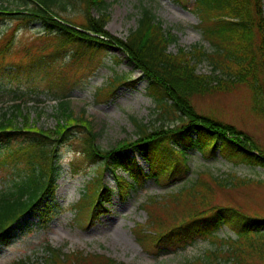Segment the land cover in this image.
<instances>
[{"label": "trees", "instance_id": "16d2710c", "mask_svg": "<svg viewBox=\"0 0 264 264\" xmlns=\"http://www.w3.org/2000/svg\"><path fill=\"white\" fill-rule=\"evenodd\" d=\"M194 2L201 20L198 27L211 51L195 45L189 51L169 52L170 46L177 43V36L164 29L163 23L146 8L142 9L137 27L125 39H116L106 31L110 21L107 0H20L23 9L18 10L0 4V25L16 24L0 37V80H36L48 83L52 91L63 89L71 83L67 76L72 69L77 66L78 73L96 70L102 54L117 46L148 81V94L157 106L155 122L134 118L135 141L124 140L113 150H102L95 144L98 135L93 123L85 118V113L77 117L65 95H61L63 101L56 109L57 126L48 132L31 123L21 104L0 113V247H9L21 229L29 231L34 226L30 218L37 217L40 226L47 227L58 214L59 153L72 140L73 130L83 128L87 132L86 136L80 132L77 139L82 142L83 162L101 164L86 171L93 177L73 206L76 223L82 228H92L109 214L116 195L126 198L142 190L149 180L165 185L189 174L188 152L193 147L204 157H211L220 149V155L229 163L264 168V152L248 134L232 124L197 114L192 104L194 97L244 87L251 97V112L263 118V0ZM96 8L100 12L97 17L92 12ZM70 10H78L83 22L62 16ZM35 25H40L47 37L41 45L26 48L18 63L7 66L3 60L12 52L16 32ZM70 46L77 47L76 52L66 66H61L63 54ZM202 63H209L210 75L197 72ZM81 67L85 68L80 70ZM218 72L221 76H216ZM120 82L118 78L112 80L107 88L98 91L97 97L110 99ZM19 119L23 121L21 128ZM128 150L148 163L147 172ZM71 164L73 168L78 166ZM104 172L112 174L115 187L104 181ZM252 181L235 174L222 179L201 172L176 191L149 197L141 206L148 216L146 222L138 223L132 230L138 245L150 255L159 254L172 247H185L196 234L206 235L212 243L217 239L229 249L227 256L224 249L209 252L210 264H220L222 259L232 264L264 260V241L257 238L264 235L248 236L249 231L261 232L264 220L218 201L219 190H234ZM225 226L236 230V239L219 238L218 232ZM45 252L42 264H118L104 255L83 251L68 254L47 246ZM17 264L38 263L21 260ZM188 264L207 263L198 258Z\"/></svg>", "mask_w": 264, "mask_h": 264}, {"label": "rangeland", "instance_id": "374dc122", "mask_svg": "<svg viewBox=\"0 0 264 264\" xmlns=\"http://www.w3.org/2000/svg\"><path fill=\"white\" fill-rule=\"evenodd\" d=\"M107 2L110 21L106 31L116 39H125L130 31L137 27L142 9L146 8L155 14L157 20L163 22L165 29L177 36L178 41L170 46L169 52L174 54L178 53L179 49L190 50L195 45L210 49L208 42L203 39L202 29L197 27L200 19L194 0H182V3L178 0H107ZM0 4L12 9H23L20 0H0ZM92 12L95 17L100 13L97 8ZM79 13L78 10H70L62 16L73 22L82 23L83 18ZM13 26L16 27V24ZM3 28L4 25H1L0 34L6 30ZM37 28L42 31L40 25H35L21 28L14 35L12 52L3 60L7 66L18 63L25 54L26 48L41 45L40 42L47 36H44L45 33H39ZM76 49L75 46L66 48L63 54L65 58L61 61L64 63H61V66H66L70 62V56L76 52ZM101 59L96 70L92 72L89 69L87 72L78 73L79 69L76 66L67 76L71 83L66 88H58L55 91L50 89L48 83L36 80L21 78L0 80V113L12 110L16 105L21 104L23 111L29 113L31 123L36 125V128L47 132L55 130L56 109L62 101L60 95L64 94L76 116L85 113V118L93 123L95 134L98 135L95 144L102 150H113L124 140L135 141L136 129L133 119L137 118L144 123L155 122L157 119V106L155 99L148 94V81L133 64H130L127 56L117 46L110 47L102 54ZM211 69L209 63H202L198 65L197 72L207 75L211 74ZM85 73V76H81ZM115 78L121 81L116 86L121 85L111 98L108 100L98 98V91L107 88ZM57 91L60 95H57ZM192 104L197 114L211 116L228 125L232 124L240 132L248 134L264 152V116L258 117L251 112V97L244 87L208 93L204 97H194ZM22 122L21 119L18 120L20 128ZM73 132L75 135L72 136V140L62 147L59 153L61 170L56 193L60 208L58 214L52 218V222L47 227L40 226L37 217L30 218L34 226L29 231L21 229L9 247H0V264H17L21 260L42 264L46 257L47 246L61 248L68 254L75 251L102 254L114 259L118 264H188L198 258H203L204 263L210 264L212 257L208 255L209 252L229 250L227 245L218 242L217 239L215 244L212 243L210 236L196 234L193 241L183 248L172 247L168 251L161 250L159 254L150 255L138 245L132 232L135 225L145 223L148 218L141 206L149 197H159L170 191H176L194 181L201 172H208L222 179L230 174L243 179H252L250 184L240 185L234 190H219L218 201L222 205L239 207L252 217L264 220V168L229 163L220 155V149L211 157L209 155L204 157L197 148L193 147L188 152L189 174L165 185L149 180L142 190L131 193L126 198L116 195L110 205L109 214L96 222L92 228H82L76 223L73 206L80 200L87 182L93 177L86 171L100 167L101 164L87 165L83 162L82 142L77 139L81 136L80 132H83L84 136L87 132L83 128ZM220 145L218 143V147ZM128 151L132 158H137L141 167L147 172L148 165L143 158ZM72 162L78 164L77 167L74 165L75 172L78 173L76 175ZM104 173V181L115 187L112 174ZM0 184H3L2 180ZM261 228L262 231L258 233L249 231L248 236L256 238L258 234L264 235V225ZM236 233L232 227L225 226L218 232V236L224 240L236 239ZM257 238L264 241L262 235ZM227 253L228 251L226 256ZM224 261L222 259L218 262L232 264ZM249 263L264 264V260L256 258Z\"/></svg>", "mask_w": 264, "mask_h": 264}]
</instances>
